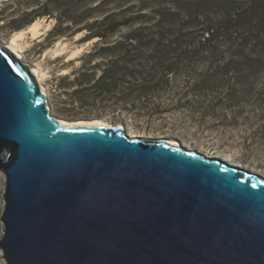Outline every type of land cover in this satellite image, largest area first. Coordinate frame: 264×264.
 Listing matches in <instances>:
<instances>
[{
	"label": "water",
	"instance_id": "obj_1",
	"mask_svg": "<svg viewBox=\"0 0 264 264\" xmlns=\"http://www.w3.org/2000/svg\"><path fill=\"white\" fill-rule=\"evenodd\" d=\"M48 104L0 43L7 264H264V176Z\"/></svg>",
	"mask_w": 264,
	"mask_h": 264
},
{
	"label": "trees",
	"instance_id": "obj_2",
	"mask_svg": "<svg viewBox=\"0 0 264 264\" xmlns=\"http://www.w3.org/2000/svg\"><path fill=\"white\" fill-rule=\"evenodd\" d=\"M31 4L38 7L13 16L12 28L49 16L58 20L49 36L85 32L82 41L98 39L81 57L73 96L134 116L162 113L175 100L177 108L226 122L237 123L245 112L264 121V0Z\"/></svg>",
	"mask_w": 264,
	"mask_h": 264
},
{
	"label": "rangeland",
	"instance_id": "obj_3",
	"mask_svg": "<svg viewBox=\"0 0 264 264\" xmlns=\"http://www.w3.org/2000/svg\"><path fill=\"white\" fill-rule=\"evenodd\" d=\"M31 1L0 0V43L10 48L13 38L18 37L19 47L13 52L37 69L55 117L66 121L125 123L132 136L173 138L189 148H197L210 156L218 155L234 165L264 176V121L248 112L239 116L237 123H232L222 120L221 116H204L201 110L195 108H177L174 100L163 104L166 110L162 113L142 112L134 116L116 106L104 107L87 101L82 98L83 95L73 96L72 92L80 87L75 80L78 76L76 71L83 63L81 57L93 48L98 39L82 41L85 32L75 36H49L58 21L49 16L38 17L34 21L41 24L37 37H33L28 30L31 24L18 30L12 28L9 21L13 16L38 7H32ZM24 22L22 20L17 24ZM213 152L215 155L210 154ZM4 191L5 174L0 171V235L3 231ZM0 264H7L1 249Z\"/></svg>",
	"mask_w": 264,
	"mask_h": 264
},
{
	"label": "bare ground",
	"instance_id": "obj_4",
	"mask_svg": "<svg viewBox=\"0 0 264 264\" xmlns=\"http://www.w3.org/2000/svg\"><path fill=\"white\" fill-rule=\"evenodd\" d=\"M40 25H41V24H40L39 22H34V23H32V24L29 26L28 30H30V32H31V34H32L33 37H37V36L39 35V33H40ZM21 33H22V32H21ZM17 35H19V34H17ZM17 35H16V36H17ZM19 37H20V36H19ZM18 47H19L18 37H14V38H13V41H12L11 44H10V50H12V52H13V51H16V50H18ZM30 68H31L33 74H34L35 77H36V80H37V82H38V84H39V87H40V89H41V91H42V94H43L44 98H45L46 101H47V100H48L47 92H46L44 86L42 85L41 78H40L39 74L37 73V69H36L35 67L31 66V65H30ZM48 107H50L49 104H48ZM92 122H94V123H101V121H99V120H94V121H92ZM210 154H214V155H215V152L210 153ZM217 156H218V155H217Z\"/></svg>",
	"mask_w": 264,
	"mask_h": 264
}]
</instances>
